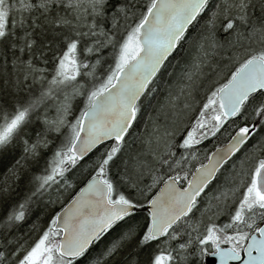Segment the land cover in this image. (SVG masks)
Masks as SVG:
<instances>
[{
	"label": "snow or ice",
	"instance_id": "obj_1",
	"mask_svg": "<svg viewBox=\"0 0 264 264\" xmlns=\"http://www.w3.org/2000/svg\"><path fill=\"white\" fill-rule=\"evenodd\" d=\"M17 145L0 264H264V0H0Z\"/></svg>",
	"mask_w": 264,
	"mask_h": 264
},
{
	"label": "trees",
	"instance_id": "obj_2",
	"mask_svg": "<svg viewBox=\"0 0 264 264\" xmlns=\"http://www.w3.org/2000/svg\"><path fill=\"white\" fill-rule=\"evenodd\" d=\"M196 54V48H195V44L194 43H186L184 44L183 48L181 50L178 51V53L176 54V59H180L181 60V65L178 66L176 68V72L178 73L181 69V67L185 64L191 61L192 57ZM209 60L211 61L212 65H215V63L219 60V57H209ZM173 64H175V60L172 61ZM171 70V69H169ZM205 72H212L213 71V67H208L205 68L204 70ZM164 81L168 80L167 76H164ZM166 96V92L165 91H160L159 95H158V101L159 102H163L164 98ZM203 99V92H200L198 97H197V101L199 102L200 100ZM159 104L157 101H153V108L150 109V111L152 112L153 115H155L156 109L158 108ZM195 115V113L193 114ZM192 118H190V116H185V114H182L180 117L181 120V127L183 126V124H187L189 123V121ZM145 120H147V117H145ZM193 121V120H192ZM161 123H164V117L161 116ZM151 127V125H149V128ZM215 144H217V142L215 140L209 142V141H205L204 145H202V149H206L207 151L209 150V148H211L212 146H214ZM22 149L19 145H17V147L15 148L14 151H12V153H10V155L8 157H6L7 160V165L10 166V160H11V156L14 155L17 158L21 155ZM1 166V165H0ZM43 167V161L40 162L39 165H36L34 167H32L30 169V173L29 175H31L32 173L37 174L40 170H42ZM6 171L5 168V164L2 165L0 167V179L3 178V173ZM71 178V177H70ZM28 178L26 177L24 180H22L19 184V186L17 188H15V190L13 192H11L10 196L8 197V202L9 203H13L16 201H22L24 199V197L26 196V194L28 193ZM0 215H2V211H0ZM35 219V216H33L31 219H29V221L24 225V228L26 229L31 223L32 220Z\"/></svg>",
	"mask_w": 264,
	"mask_h": 264
},
{
	"label": "rangeland",
	"instance_id": "obj_3",
	"mask_svg": "<svg viewBox=\"0 0 264 264\" xmlns=\"http://www.w3.org/2000/svg\"><path fill=\"white\" fill-rule=\"evenodd\" d=\"M194 112H187V113H185V116H190V118H192L194 115ZM193 119H191L190 121H189V123H191V122H194V121H192ZM151 128V127H150ZM17 146H15L14 148H12V149H10L9 150V153H6L3 157H0V165L2 166V165H4V164H6L7 163V160H8V158L6 159V157H8L9 155H10V153H12V151H14L15 150V148H16ZM0 166V167H1ZM41 171V170H40ZM40 171L37 173V174H39L40 173ZM71 177V176H70Z\"/></svg>",
	"mask_w": 264,
	"mask_h": 264
},
{
	"label": "flooded vegetation",
	"instance_id": "obj_4",
	"mask_svg": "<svg viewBox=\"0 0 264 264\" xmlns=\"http://www.w3.org/2000/svg\"><path fill=\"white\" fill-rule=\"evenodd\" d=\"M217 146H219V144L217 143V144H215L214 146H212L211 148H209V152H211V151H213L214 149H215V147H217Z\"/></svg>",
	"mask_w": 264,
	"mask_h": 264
},
{
	"label": "water",
	"instance_id": "obj_5",
	"mask_svg": "<svg viewBox=\"0 0 264 264\" xmlns=\"http://www.w3.org/2000/svg\"><path fill=\"white\" fill-rule=\"evenodd\" d=\"M220 146V145H219ZM215 150V149H214ZM213 150V151H214ZM210 260H211V264H215V258H210Z\"/></svg>",
	"mask_w": 264,
	"mask_h": 264
}]
</instances>
